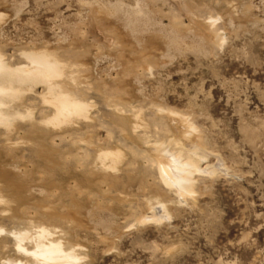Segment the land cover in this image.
I'll return each instance as SVG.
<instances>
[{
  "label": "rangeland",
  "instance_id": "obj_1",
  "mask_svg": "<svg viewBox=\"0 0 264 264\" xmlns=\"http://www.w3.org/2000/svg\"><path fill=\"white\" fill-rule=\"evenodd\" d=\"M0 17L8 65L52 53L92 105L59 127L41 124L42 85L4 107L32 116L10 141L0 125V264L24 262L14 233L30 251L41 228L76 264H264V0H0ZM166 109L202 148L188 196L150 159L188 144ZM108 150L115 170L99 164Z\"/></svg>",
  "mask_w": 264,
  "mask_h": 264
},
{
  "label": "bare ground",
  "instance_id": "obj_2",
  "mask_svg": "<svg viewBox=\"0 0 264 264\" xmlns=\"http://www.w3.org/2000/svg\"><path fill=\"white\" fill-rule=\"evenodd\" d=\"M22 58L24 60L23 66H10L4 61L0 53V125L5 128L6 141H10L9 134L11 133V128L14 127V121L17 118L30 119L32 112L27 110V112L20 114L19 112H12V110H10V112L4 109V107L6 108L9 103L17 100L21 93L37 85H42L44 88L45 93L42 96V103L51 108L50 116L43 118L41 124L59 127L61 125L72 124L77 121L78 118H86L88 114L87 111L92 105L89 104V106L86 102L81 101L80 98L77 97V94L75 95L73 92L66 91L64 90L65 88L61 86V79L64 78V73L66 72H64V70L68 67L64 66L55 55L47 51L25 52L22 53ZM168 110L166 109L163 112H165L166 118L171 125L170 127L178 134L177 138L186 139L185 141L188 142V144L178 145L179 148L176 150V156L178 158L176 159L175 156L172 158L171 155H168L171 154V152L168 153L164 151L165 148H162L164 143L158 142L159 144L157 143L151 147L150 159L153 163L152 165L156 168L160 182L168 187H172V183H174L180 196H188L193 192L190 185L192 182L191 178L193 174L199 172L198 163L199 159L201 160V157L199 156V158L193 152L197 150L201 151L202 148L198 144L200 143L199 141L193 146L198 138V135H195L197 132H191L193 125L186 119ZM134 120L136 121L133 122L135 130H138L137 128L140 126L142 128L144 127L139 119ZM146 139L147 138H145V140ZM178 140L179 139H177V141ZM176 147L177 146H175V148ZM121 155L123 154L117 150L105 151V153H102L100 157H98L99 164L104 167L106 166L110 170H115L117 165H120V162H122L120 161V158H122ZM1 191L2 190H0V203L5 199ZM5 206H7V203ZM162 210L164 213L165 210L163 208ZM154 219L155 216H151L149 220L154 221ZM136 223L142 224L143 219L139 217ZM1 228L0 226V233L3 232ZM49 233L50 232L46 229L41 228L32 241L34 246L30 251L24 247V245H26L24 243L29 238L32 239V237L25 233H14L16 239L15 243H13L18 252L25 254V257L23 256L25 261L10 262V264H27L28 262L29 264H76L83 259L81 252L79 253L72 247H68V245V248H64L63 244L59 242L58 239L48 240L52 231L50 234Z\"/></svg>",
  "mask_w": 264,
  "mask_h": 264
}]
</instances>
